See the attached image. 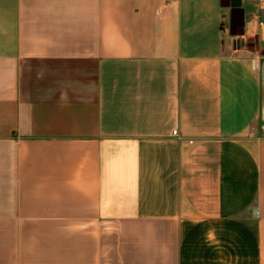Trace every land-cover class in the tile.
Returning <instances> with one entry per match:
<instances>
[{
  "label": "crops",
  "instance_id": "obj_1",
  "mask_svg": "<svg viewBox=\"0 0 264 264\" xmlns=\"http://www.w3.org/2000/svg\"><path fill=\"white\" fill-rule=\"evenodd\" d=\"M246 1L0 0V264H264Z\"/></svg>",
  "mask_w": 264,
  "mask_h": 264
},
{
  "label": "built area",
  "instance_id": "obj_2",
  "mask_svg": "<svg viewBox=\"0 0 264 264\" xmlns=\"http://www.w3.org/2000/svg\"><path fill=\"white\" fill-rule=\"evenodd\" d=\"M257 7L260 13V16L263 19L262 25L264 26V0H257ZM264 135V127L261 128ZM174 135H177V131H174Z\"/></svg>",
  "mask_w": 264,
  "mask_h": 264
},
{
  "label": "rangeland",
  "instance_id": "obj_3",
  "mask_svg": "<svg viewBox=\"0 0 264 264\" xmlns=\"http://www.w3.org/2000/svg\"><path fill=\"white\" fill-rule=\"evenodd\" d=\"M248 13H254L255 8H254V1L253 0H247L246 4L244 5Z\"/></svg>",
  "mask_w": 264,
  "mask_h": 264
},
{
  "label": "water",
  "instance_id": "obj_4",
  "mask_svg": "<svg viewBox=\"0 0 264 264\" xmlns=\"http://www.w3.org/2000/svg\"><path fill=\"white\" fill-rule=\"evenodd\" d=\"M241 5V0H229L227 7H231L232 9H238Z\"/></svg>",
  "mask_w": 264,
  "mask_h": 264
}]
</instances>
